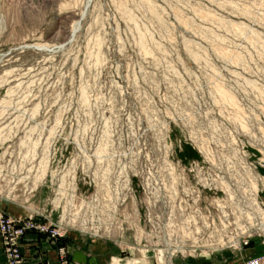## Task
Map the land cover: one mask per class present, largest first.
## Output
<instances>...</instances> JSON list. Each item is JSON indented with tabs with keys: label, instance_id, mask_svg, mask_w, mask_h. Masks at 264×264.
Returning <instances> with one entry per match:
<instances>
[{
	"label": "rangeland",
	"instance_id": "obj_1",
	"mask_svg": "<svg viewBox=\"0 0 264 264\" xmlns=\"http://www.w3.org/2000/svg\"><path fill=\"white\" fill-rule=\"evenodd\" d=\"M0 201L31 264L264 246V0H0Z\"/></svg>",
	"mask_w": 264,
	"mask_h": 264
},
{
	"label": "crops",
	"instance_id": "obj_2",
	"mask_svg": "<svg viewBox=\"0 0 264 264\" xmlns=\"http://www.w3.org/2000/svg\"><path fill=\"white\" fill-rule=\"evenodd\" d=\"M0 210L14 215L18 214V207L14 204H11L10 202L0 201ZM65 243L69 255L78 264H109V256L115 254L117 251L114 245L108 243L107 241L101 240L99 238L91 239L82 235L67 239ZM263 247L264 246L262 244L252 243L251 246H245L241 248L240 251L235 252L233 257H226V254H224L217 259H211L209 261H192L191 264H246V260L250 256L262 251ZM45 255L49 261L47 264H54V259L56 257L54 250L48 249ZM31 261V258L27 259V262L31 263ZM139 263L142 264L140 261ZM0 264H3L1 254ZM125 264L130 263L126 262ZM132 264H136L135 260L132 262Z\"/></svg>",
	"mask_w": 264,
	"mask_h": 264
},
{
	"label": "built area",
	"instance_id": "obj_3",
	"mask_svg": "<svg viewBox=\"0 0 264 264\" xmlns=\"http://www.w3.org/2000/svg\"><path fill=\"white\" fill-rule=\"evenodd\" d=\"M32 227L37 228L39 230H46L45 225L39 223L38 221H20L18 219L13 220L7 216L0 218V235L4 243L2 252L5 264H31L27 262V260H24L22 258V252L20 250L19 241L25 230ZM59 231L56 229L52 232V234L58 233ZM246 264H264V252L249 257L246 260Z\"/></svg>",
	"mask_w": 264,
	"mask_h": 264
},
{
	"label": "bare ground",
	"instance_id": "obj_4",
	"mask_svg": "<svg viewBox=\"0 0 264 264\" xmlns=\"http://www.w3.org/2000/svg\"><path fill=\"white\" fill-rule=\"evenodd\" d=\"M217 250V249H216Z\"/></svg>",
	"mask_w": 264,
	"mask_h": 264
}]
</instances>
